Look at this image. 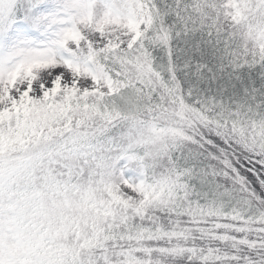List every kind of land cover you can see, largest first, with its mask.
<instances>
[{
  "label": "snow or ice",
  "instance_id": "snow-or-ice-1",
  "mask_svg": "<svg viewBox=\"0 0 264 264\" xmlns=\"http://www.w3.org/2000/svg\"><path fill=\"white\" fill-rule=\"evenodd\" d=\"M0 264H264V0H0Z\"/></svg>",
  "mask_w": 264,
  "mask_h": 264
}]
</instances>
